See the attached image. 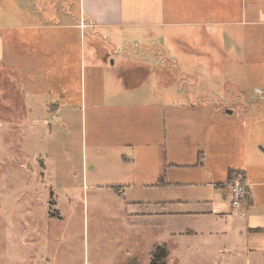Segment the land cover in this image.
<instances>
[{"label":"rangeland","instance_id":"374dc122","mask_svg":"<svg viewBox=\"0 0 264 264\" xmlns=\"http://www.w3.org/2000/svg\"><path fill=\"white\" fill-rule=\"evenodd\" d=\"M75 10L69 2L57 0L54 5L48 3L44 13L55 23H66L75 21ZM216 29L214 35L199 39L209 48V53L201 49L208 54L202 59L209 63L207 72L205 66L192 65L184 56L177 65L167 66L171 70L165 76V100L178 103L166 105L162 126L176 113L173 121L180 127L199 126L202 134L208 133L194 140L180 135L179 142L171 145V153L161 150L158 138L145 137L148 123L156 116L152 108L151 112L142 110L147 100L141 96L117 97L121 104L129 98V106L117 110L118 105L108 106L112 93L105 90L97 106L90 103L85 107L80 102L75 58L63 85L68 92L66 108L44 114L47 125H29L21 135L15 122L19 109L15 82L5 73V81L0 83V264H148L151 239L171 242L167 264H264V255L250 258L229 253L224 246L230 241L225 239L201 234L186 237V233L172 239V230L202 228L212 222L185 217L153 221L131 214L137 211L131 200L171 199L181 192L195 197L218 194L220 187L211 183L222 179L229 160L226 148L213 142L214 137L222 134L232 145L228 147L236 150L234 145L259 148V141H264V64L261 57L254 60L248 57L249 51L242 54L237 46L229 51L223 37L234 35ZM85 44L86 59L100 60L101 49L106 47L100 36L86 33ZM127 55L134 63L143 62L140 52ZM49 76L45 75L46 84ZM57 76L54 71L56 87L61 85ZM85 89L91 95L88 83ZM195 89L198 94L189 92ZM45 96L50 102H60L58 95ZM189 102L223 107L222 114L211 117L204 107L190 111L181 106ZM226 110L232 113L224 115ZM200 141L205 147L199 159V153L192 154L189 146ZM182 151L189 163L169 167L167 161L175 160L174 154ZM197 158L201 165L195 164ZM164 174L176 186L156 188L157 179ZM205 183L210 185L205 187Z\"/></svg>","mask_w":264,"mask_h":264},{"label":"crops","instance_id":"0c3cea01","mask_svg":"<svg viewBox=\"0 0 264 264\" xmlns=\"http://www.w3.org/2000/svg\"><path fill=\"white\" fill-rule=\"evenodd\" d=\"M56 1L0 0V83L5 81V73L10 74L15 82V103L16 99L19 101L18 111L14 109L15 122L21 131L30 126L36 128L39 124L47 125L49 120L44 114H55L66 108L64 98L68 96V92L63 85L75 58L80 102L85 107L90 103L92 107L97 106L105 90L112 93L109 95L112 99L108 106L112 108L115 105L116 108L118 105L117 110L127 108L129 104L126 100L129 98L141 96L142 100H147L141 106L142 110L151 112L152 108L154 117L156 116L152 124L148 123L145 137L158 138L161 150L171 153V145L179 142L180 135L194 140L198 136L205 137L208 133L202 134L199 126L195 129L188 127L189 130L185 126L180 127L179 123L173 121L176 113L170 114L166 118V124L162 126L166 105L176 106L178 103L165 100V76L171 70L168 65H177L181 56H184L192 65L205 66L207 72L209 63L202 59L209 48L201 45L199 39L214 35L218 27L223 28L225 34L231 32L234 35L231 39L222 35L223 44L229 51L232 46H237L242 54L246 55L249 51L251 56L248 57L254 60L261 57L262 65L264 64V0H64L69 2L70 8L76 7L73 13L75 21L66 23H55L44 13L48 3L54 5ZM86 33L96 34L106 43L108 49H101L100 60L86 59ZM47 47L48 52L45 51ZM131 51L140 52V61L143 62L137 64L129 59L127 54ZM235 52L232 49V53ZM54 71L58 72L57 78L61 77V85L57 87L53 84L56 80L52 78ZM188 72L195 74L193 71ZM45 75L49 76L46 79L48 84L45 83ZM198 76L203 78L204 75ZM86 83L91 95L84 93ZM189 92L198 94L196 89ZM177 93L186 94L188 91L178 90ZM45 94L52 95V98L58 95L60 102L56 104L48 101ZM117 97L129 98L122 100L124 105L115 100ZM181 106L190 111L204 107L211 117L222 114L223 108L192 102ZM230 113V110L223 111L224 115ZM146 125L145 122L144 126ZM222 133L225 134V129H222ZM221 136L222 142L219 141ZM215 141L226 148L225 156L229 160L222 179L211 183L213 187H220L219 195L213 193L212 197H195L181 192L180 197L171 199L154 197L147 202L131 200L133 210L137 209L131 214L142 215L153 221L167 217H185L188 220L201 218L212 223H206L207 226L202 228L190 226L188 229L172 230V239L180 238L185 233L186 237L201 234L230 241L224 246L229 253L250 258L262 257L264 141H259L262 144L259 148L253 145L245 147V143L242 148L239 144L234 145L238 146L237 150L228 147L232 145L222 134L218 138L214 137L213 142ZM192 147V154L195 151L203 152L201 148L205 147V143L200 141L189 146ZM174 156L177 157L175 160L167 161L169 167L189 163L183 151ZM198 156L200 159V153ZM199 159L195 164L201 165L202 161ZM234 175L242 176L247 185L246 194L237 206L233 204L229 187ZM165 177V174L164 177L159 176L156 188L176 186L177 183ZM203 185L208 187L210 184ZM217 195L218 198L213 199ZM151 240L148 264H152L158 249L165 252L160 255L161 258H157L158 264H167L171 242L166 239Z\"/></svg>","mask_w":264,"mask_h":264},{"label":"built area","instance_id":"2783aa9c","mask_svg":"<svg viewBox=\"0 0 264 264\" xmlns=\"http://www.w3.org/2000/svg\"><path fill=\"white\" fill-rule=\"evenodd\" d=\"M229 187L231 190L233 204L237 206L240 203L241 198L244 197V195L246 194L247 191L246 182L244 181L242 176L237 175L230 181Z\"/></svg>","mask_w":264,"mask_h":264},{"label":"trees","instance_id":"16d2710c","mask_svg":"<svg viewBox=\"0 0 264 264\" xmlns=\"http://www.w3.org/2000/svg\"><path fill=\"white\" fill-rule=\"evenodd\" d=\"M164 253H165L164 250L158 249L156 255L154 256V259L152 260V264H158L157 258H161V256L164 255Z\"/></svg>","mask_w":264,"mask_h":264}]
</instances>
